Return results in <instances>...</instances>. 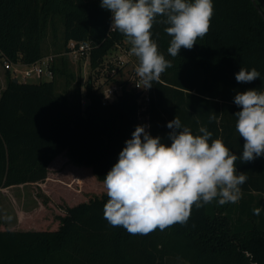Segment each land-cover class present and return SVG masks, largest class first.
Listing matches in <instances>:
<instances>
[{
    "label": "trees",
    "instance_id": "1",
    "mask_svg": "<svg viewBox=\"0 0 264 264\" xmlns=\"http://www.w3.org/2000/svg\"><path fill=\"white\" fill-rule=\"evenodd\" d=\"M100 5L101 0H0L3 58L32 65L57 56L54 78L47 81L16 83L12 70H6L0 94V190L46 183L55 171L68 180L76 175L73 182L80 186L83 169L95 177L92 190L102 189L73 206L56 204L59 194L55 201L43 198L33 221L36 230L10 231L2 224L0 264H264V155L236 161L238 174L248 177L237 203L194 204L185 223L148 234H131L104 217L109 199L104 177L142 116L150 135L165 145L171 144L167 123L178 116L194 135L205 126L212 139L242 155L245 141L234 116L241 108L234 97L249 89L264 91L263 18L251 0H213L208 33L175 57L168 53L172 37L166 25L154 24L152 39L172 66L152 82L141 111L132 89L104 105L102 86L92 75L83 86L66 55L70 40L90 43L89 66L97 71L123 43L126 36L111 31L112 14ZM241 67L255 68L260 78L238 83ZM110 82L119 83L114 76L106 85ZM255 208H261L259 215L253 214Z\"/></svg>",
    "mask_w": 264,
    "mask_h": 264
},
{
    "label": "clouds",
    "instance_id": "2",
    "mask_svg": "<svg viewBox=\"0 0 264 264\" xmlns=\"http://www.w3.org/2000/svg\"><path fill=\"white\" fill-rule=\"evenodd\" d=\"M100 6L112 14L111 29L129 39L131 53L139 60L137 75L146 89L172 66L152 39L154 24L166 25L164 31L172 37L168 53L175 57L181 48L191 50L197 38L208 33L214 11L213 0H101ZM258 78L255 68L241 67L235 75L238 83ZM234 103L241 108L234 114L236 130L245 141L240 156L231 153L221 139H212L205 126L194 135L178 116L167 123L170 146L150 135L146 131L150 126L137 125L118 162L104 177L109 198L105 219L131 234H148L185 223L194 204L199 208L216 199L220 205L237 203L248 177L238 174L236 161L248 163L264 155V91L238 92ZM260 211L255 208L253 214Z\"/></svg>",
    "mask_w": 264,
    "mask_h": 264
},
{
    "label": "rangeland",
    "instance_id": "3",
    "mask_svg": "<svg viewBox=\"0 0 264 264\" xmlns=\"http://www.w3.org/2000/svg\"><path fill=\"white\" fill-rule=\"evenodd\" d=\"M259 6L264 11V0H257ZM120 48L114 52V54L111 57L106 58L105 65L102 69H99L97 71H91L89 63H86L83 61H75L71 57H68L70 60L71 66L73 70H75L76 77L78 78L79 74L81 75V84L84 86L87 81L89 80L90 76L92 75V79L95 82V85L100 87L102 86V89H106L107 86L112 85L113 83H109L106 85L109 77L114 73V78L116 81L121 82L124 80H127L131 77V74L134 73V71L137 69L139 65L138 58L131 53V47L130 41L127 37L124 38L123 43L120 44ZM123 53L127 54V58H123V61H125V64L123 65L120 63L119 60H117V56H123ZM51 56V55H50ZM124 63V62H123ZM120 69V71L118 70ZM8 77V73L5 70L3 66V62L0 61V94L4 87L6 86V79ZM14 78V76L12 75ZM20 77V76H19ZM19 80L23 82L22 78L20 77ZM49 78L47 76H43L41 79H39L36 76H32L28 78V83H39L40 81H47ZM132 86V85H131ZM81 93L83 97V104L88 102V99L86 97V91L85 88H81ZM141 125H146L145 117H141ZM147 131V128H146ZM64 175V174H63ZM80 176V186H77L72 179L71 181L68 180L64 176H60L58 178V182H56L55 185H53V191H55L53 197L58 199L56 197L59 194L60 200H56V204H59V206H67V201H77V202H83L87 199H90L93 197L94 194L99 193L102 189H98L97 192H94L90 185L94 182L95 177L92 176L89 169H83L79 174ZM68 184H72V187H69ZM95 186L93 185V188ZM97 189V188H96ZM93 193V194H92ZM41 194V193H40ZM85 194L87 197L83 196ZM43 197V195L41 194ZM13 191H8L3 194L0 193V229L2 224L8 225L9 228L11 225L12 219L15 220V210H17L18 207L24 208L27 204V202H18L16 200H13ZM74 203V202H73ZM8 228V227H7Z\"/></svg>",
    "mask_w": 264,
    "mask_h": 264
},
{
    "label": "built area",
    "instance_id": "4",
    "mask_svg": "<svg viewBox=\"0 0 264 264\" xmlns=\"http://www.w3.org/2000/svg\"><path fill=\"white\" fill-rule=\"evenodd\" d=\"M114 30L115 29H111V31ZM119 46L120 45L117 46L116 50L120 48ZM92 50L93 46L90 43L70 40L67 44L66 55H68L75 61L84 60L86 63H89L90 57L92 55ZM113 54H111L109 57H111ZM56 57V55H51L43 58L35 64L24 65L22 63H11L10 61L3 58L2 53H0V60L3 61V66L5 70H12L14 78L20 81L19 78L21 77L23 82L27 81L28 78L32 76H36L41 79L45 75L49 78V80L53 79V63ZM124 57L127 58L126 53H123V56H117V60H119L120 63H122L123 65L125 64V61H123ZM111 76H114V73ZM124 89H132L136 93H141V97L138 100L141 104V111H144L147 103L149 102V93L148 88H145V85L143 84L142 80L138 77L136 70L134 71V73L131 74V77L127 80L121 81L117 84L113 83L112 85L107 86L106 89H102L103 104L108 105L112 103L120 94H122Z\"/></svg>",
    "mask_w": 264,
    "mask_h": 264
},
{
    "label": "crops",
    "instance_id": "5",
    "mask_svg": "<svg viewBox=\"0 0 264 264\" xmlns=\"http://www.w3.org/2000/svg\"><path fill=\"white\" fill-rule=\"evenodd\" d=\"M51 176L52 177L50 178V180H48L46 183L25 184L0 190L1 194L8 191H13V200H16L18 202H27L24 208L18 207L17 210H15V220L12 219L11 221L12 226H10L9 228V226L6 225L10 231H27L37 229V224H34L33 221H35V213L38 212L42 206V199L49 198L50 200L55 201V198L53 197V185H55L59 180L56 171ZM76 177L77 176L74 175L72 181ZM80 179L81 178H78L79 181ZM40 193L43 195V197ZM66 201L68 203L67 205L69 206H73L77 202L74 200Z\"/></svg>",
    "mask_w": 264,
    "mask_h": 264
},
{
    "label": "water",
    "instance_id": "6",
    "mask_svg": "<svg viewBox=\"0 0 264 264\" xmlns=\"http://www.w3.org/2000/svg\"><path fill=\"white\" fill-rule=\"evenodd\" d=\"M251 2L253 3L254 7L256 8V10L258 11V13L261 15V17L264 20V11L261 9V7L259 6L257 0H251ZM15 82L18 83V79H15ZM141 97V93H137L136 94V98L139 99Z\"/></svg>",
    "mask_w": 264,
    "mask_h": 264
}]
</instances>
